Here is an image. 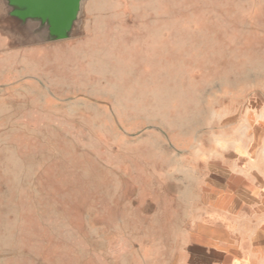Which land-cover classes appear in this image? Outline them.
<instances>
[{
	"label": "rangeland",
	"instance_id": "obj_1",
	"mask_svg": "<svg viewBox=\"0 0 264 264\" xmlns=\"http://www.w3.org/2000/svg\"><path fill=\"white\" fill-rule=\"evenodd\" d=\"M89 9L69 43L0 39V264H179L204 188L257 144L264 0Z\"/></svg>",
	"mask_w": 264,
	"mask_h": 264
},
{
	"label": "crops",
	"instance_id": "obj_2",
	"mask_svg": "<svg viewBox=\"0 0 264 264\" xmlns=\"http://www.w3.org/2000/svg\"><path fill=\"white\" fill-rule=\"evenodd\" d=\"M92 1L106 0H76L69 5L57 0H0V39L23 50L69 43L79 36ZM153 7L149 16L155 17ZM165 7L161 15L170 17ZM248 24L243 38L247 48L253 43L262 50L264 27L251 26V19ZM253 126L248 146L257 141L254 152L243 155L242 165L223 167L204 188L198 238L190 239L179 264H264V121Z\"/></svg>",
	"mask_w": 264,
	"mask_h": 264
},
{
	"label": "water",
	"instance_id": "obj_3",
	"mask_svg": "<svg viewBox=\"0 0 264 264\" xmlns=\"http://www.w3.org/2000/svg\"><path fill=\"white\" fill-rule=\"evenodd\" d=\"M76 0H57V3L60 4V3H65V4H72L74 3ZM52 20L55 21L56 20V17L55 16H52Z\"/></svg>",
	"mask_w": 264,
	"mask_h": 264
}]
</instances>
